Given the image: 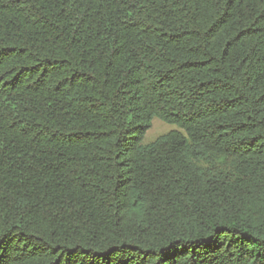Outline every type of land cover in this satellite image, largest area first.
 Masks as SVG:
<instances>
[{
  "label": "trees",
  "instance_id": "1",
  "mask_svg": "<svg viewBox=\"0 0 264 264\" xmlns=\"http://www.w3.org/2000/svg\"><path fill=\"white\" fill-rule=\"evenodd\" d=\"M0 264H264V0H0Z\"/></svg>",
  "mask_w": 264,
  "mask_h": 264
},
{
  "label": "rangeland",
  "instance_id": "2",
  "mask_svg": "<svg viewBox=\"0 0 264 264\" xmlns=\"http://www.w3.org/2000/svg\"><path fill=\"white\" fill-rule=\"evenodd\" d=\"M176 128H177L176 126L165 123L162 120L156 118L153 121L151 129L146 134L144 143L150 144L155 140H157L159 137L167 134L168 132Z\"/></svg>",
  "mask_w": 264,
  "mask_h": 264
}]
</instances>
